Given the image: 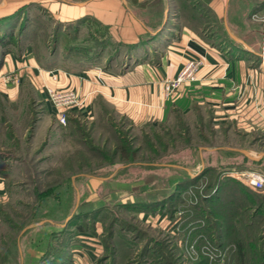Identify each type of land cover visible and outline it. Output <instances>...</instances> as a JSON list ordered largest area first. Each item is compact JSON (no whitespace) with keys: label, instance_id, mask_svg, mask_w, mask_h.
Segmentation results:
<instances>
[{"label":"crops","instance_id":"0c3cea01","mask_svg":"<svg viewBox=\"0 0 264 264\" xmlns=\"http://www.w3.org/2000/svg\"><path fill=\"white\" fill-rule=\"evenodd\" d=\"M145 1L0 0V18L27 6L44 11L66 29L79 28L80 33L91 20L104 26L107 37L124 47L115 60L122 61L117 66L114 62L105 65V55L103 60L86 63L61 53L53 58L46 53L44 43V55L38 57L34 42H30L22 53L7 54L0 69V100L17 102L31 90L23 87L30 80L42 105L38 117L42 125L54 120L60 123L45 87L76 90L84 103L69 109L68 119L81 122L94 121L103 111L113 121L136 125L194 119L201 130L199 145L183 156L184 161L152 163L156 166L151 168V181L144 180L146 186L158 193L172 191L183 178L205 170L201 181L214 180L213 190L217 192L210 200L220 202L218 205L236 202L239 192L248 199L254 193L264 195L240 178L247 170L264 173V46L260 35L249 40L237 31L229 17L232 0H212L209 4L212 13L221 18L219 25L223 23L228 37L216 24L212 26L214 32L203 31L205 16L179 17L175 0H163L165 11L160 16L147 5H140ZM139 42L137 48H127ZM191 58L203 61L198 79L183 83L168 95L166 81L176 78ZM9 164L11 171L15 165ZM9 171L0 173V202L8 188ZM166 171L168 177L164 176ZM80 174L72 175L76 190L81 189L77 180Z\"/></svg>","mask_w":264,"mask_h":264},{"label":"rangeland","instance_id":"374dc122","mask_svg":"<svg viewBox=\"0 0 264 264\" xmlns=\"http://www.w3.org/2000/svg\"><path fill=\"white\" fill-rule=\"evenodd\" d=\"M200 1L210 7L212 0H192ZM140 5H147L157 16L165 11L163 0H147ZM209 14L211 27L207 32L214 30L212 26L216 24L218 31L222 29L228 37L223 23L219 25L221 18ZM229 17L237 31L249 40L258 34L264 40V0H232ZM88 26L79 32V50L74 49V53H101L100 59L103 55L108 58L103 61L105 65L115 63L124 47L110 39L94 40L107 38V30L91 20ZM48 50L55 57L64 53L63 47L54 42ZM119 62L115 64L119 66L122 61ZM24 86L31 90L17 102L0 100V156L15 165L9 171L8 188L0 202V264H63L62 248L68 243L71 255H63L67 264H95L101 255L112 256L115 248H122L123 261L119 264H133L135 259L142 258L145 244L155 247L146 256V264L196 262L197 251L191 244L188 246L190 238L185 235L193 209L190 202L177 196L169 206L171 191L164 189L158 193L146 186L144 180L149 181L153 171L142 163L164 165L184 161L183 156L199 145L198 121L189 118L183 119L182 125L173 121L149 126L119 120L112 123L97 117L95 122L80 121L76 127L67 128L68 121L62 125L56 120L42 125L38 122L42 105L32 89L34 85L27 80ZM119 145L129 153L135 152V158L123 161ZM73 153L80 155L81 162L91 163L90 169L79 171L81 189L74 192L65 188L68 179L62 166ZM167 174L164 176L168 177ZM91 175L95 177L89 181ZM157 194L166 199L168 207L158 209V202L149 206ZM172 206L176 211L174 219L169 217ZM75 209L79 211L77 217L70 214ZM161 210L164 212L160 213ZM263 235L264 231L262 234L257 230L245 240L247 264H255L254 255L264 251ZM169 248H174L170 256L166 254ZM161 254L163 257L159 258ZM105 261L116 263L109 258L102 264ZM213 263L215 258L211 259L210 264Z\"/></svg>","mask_w":264,"mask_h":264},{"label":"trees","instance_id":"16d2710c","mask_svg":"<svg viewBox=\"0 0 264 264\" xmlns=\"http://www.w3.org/2000/svg\"><path fill=\"white\" fill-rule=\"evenodd\" d=\"M177 3L180 8L179 17L191 16L192 19H196L193 14H200L201 16L207 17L206 22L202 24V28H204L203 31H207V29L211 27V23L209 22L211 16L209 13L212 11L202 1L199 3H193L192 0H179ZM197 9L199 12L195 13V10ZM45 14L47 13L42 10H30V7L23 6L12 14L0 18V69L5 63L7 54L12 51L17 52L18 54L22 53L30 42H34L38 57L44 55L41 43L45 44L46 53L53 56V51L48 50V47L54 42L56 45L60 44L63 47L64 57L75 59L76 62L81 61L86 63L88 60H98L101 58V53L98 55L86 52L74 53V49L79 50V48H77L79 47V44L76 42L79 37V28H68L65 30L64 26L54 23L53 20H51L52 18H47ZM98 25L102 26L101 24ZM73 31H75L74 34ZM212 32H214V30H211L208 33ZM49 38L51 40H49ZM94 40H109V38H97ZM140 43L141 42L128 45L127 48L135 49ZM56 50L57 48H55L54 52H56ZM54 57L55 56H53V58ZM48 61V63L53 62L51 60ZM99 118H104L114 123L113 119L107 114V112H101ZM182 122L185 123L183 119H179L177 124L182 125ZM68 123L69 126H67V128L73 126L76 127L81 122L77 118L69 117ZM184 126H186V124H184ZM118 150L121 153L120 158H122L123 161H130L135 158L136 153H129L124 146L119 145ZM69 159L70 161L68 163L62 165L65 169L64 175H66L68 179L65 188L74 192L76 189L73 186L72 175L85 168L87 170L90 169L91 163L81 162L82 159L80 158V155L77 157L75 153L71 154ZM10 162L12 161H10L9 158L0 156L1 174H6L9 171L8 168ZM142 165H144L145 168L156 166L152 163H142ZM205 172L206 171L204 170L197 176H187L183 178L168 196V201H171L169 206L174 203L173 201L175 197L177 198L178 196L181 199L184 197V200L190 202L191 205H189L193 208L189 216L188 225L190 227H186L185 229V235H188L190 238L188 246L191 244V246L197 251V261L193 264H210L212 258H215V262L217 263L247 264L248 260L245 252V240L252 238V233H255L257 230L260 232L262 231V234L264 231V195L254 193L248 199V197H245L239 192L240 196L237 198L236 202H221V205H218L220 202H211L217 192L213 190L214 180L208 179L205 183L201 181L202 178H204L203 176ZM78 177L77 180L79 179ZM249 200L250 202H248ZM165 201L166 199L163 198L162 195L157 194L149 201V206H154L155 202H158V209V206L168 207V202L166 201L165 204ZM172 209V211L170 210V219H174L176 213V211H174L175 206H172ZM78 212L75 209V211L70 214L73 213L72 216L77 217L79 216ZM162 212L164 211L161 210L160 213ZM192 231L194 233H192L191 236L190 232ZM93 234L94 236L96 235V233ZM260 235L261 234H259V236ZM70 244L71 243H68V245H65L62 248V257H60V259H62L63 264H67V258H64L63 255H71L67 251L69 249L68 247L71 246ZM128 247L131 246H127V248ZM173 249L174 248H169V250H166V254L170 256V252H173ZM152 251H155V247H149L145 244L141 249L140 257L142 258L135 259L133 264H146V256ZM122 256V248H115L112 256L108 255L107 257L101 255L96 259L95 264H102L103 260H108L109 258L114 259L116 262L115 264H119L123 261ZM254 256L256 259L255 264H264V251H260ZM162 257L163 255L161 254V257L159 258ZM107 263L108 262L106 261L104 262V264ZM166 264L172 263L171 261H168Z\"/></svg>","mask_w":264,"mask_h":264},{"label":"built area","instance_id":"2783aa9c","mask_svg":"<svg viewBox=\"0 0 264 264\" xmlns=\"http://www.w3.org/2000/svg\"><path fill=\"white\" fill-rule=\"evenodd\" d=\"M264 46V40H263ZM263 61H264V47H263ZM203 66V61L200 58H191L180 70L178 76L174 79H169L166 81L165 90L167 94H172L171 92L187 82H194L198 79V72ZM44 90L47 100L55 109L57 114V119L60 124H68V110L80 107L83 105L84 100L76 92V90H56L52 87H45ZM240 178L243 182L249 185L252 189L257 192L264 193V173L257 170H247L241 173ZM213 264H224L222 263H213Z\"/></svg>","mask_w":264,"mask_h":264}]
</instances>
